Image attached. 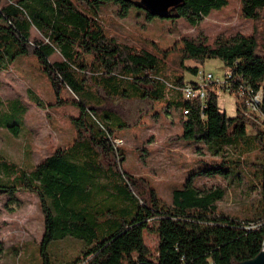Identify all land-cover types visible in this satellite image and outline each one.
<instances>
[{
    "label": "trees",
    "instance_id": "1",
    "mask_svg": "<svg viewBox=\"0 0 264 264\" xmlns=\"http://www.w3.org/2000/svg\"><path fill=\"white\" fill-rule=\"evenodd\" d=\"M138 1L92 0L89 14L72 0H8L0 7V74L33 53L57 91L67 86L77 94L75 103L82 111L75 119L78 133L73 143L41 163L25 168L0 154V189L12 196L20 190L38 195L45 216L44 247L68 237L85 243L86 249L69 264H241L254 259L264 251V158L259 153L264 151V122L263 130L251 123L257 133L249 135L250 122L241 104L237 102L236 116L229 117L214 88H207L205 107L199 100L185 101L182 88L188 82L183 74L168 80L158 55L109 35L99 6L119 5L125 13ZM228 4L229 0H185L176 13L196 26ZM240 13L254 24L250 35L219 36L213 44L207 38L184 37L178 50L183 67L186 61L195 64L185 67L192 75L217 59L232 75L233 89L248 82L259 90L264 88V0H240ZM34 31L39 36L34 37ZM55 53L61 60L52 62ZM88 56L93 65H88ZM168 93L174 97L168 101L170 107L182 115L185 110L190 113L187 120L182 118L181 138L206 142L217 158L206 171L229 174L255 167L260 198L252 218L241 222L220 213L222 189L203 191L188 180L173 192L168 205L148 177L121 173L113 142L117 130L128 124L103 109L102 101H138L159 113L155 104L166 101ZM261 111L264 115V105ZM26 113L21 103H9L6 117L13 121ZM14 127L9 128L17 135L19 128ZM117 150L124 156L121 147ZM146 233L158 238L155 250L146 244Z\"/></svg>",
    "mask_w": 264,
    "mask_h": 264
},
{
    "label": "rangeland",
    "instance_id": "2",
    "mask_svg": "<svg viewBox=\"0 0 264 264\" xmlns=\"http://www.w3.org/2000/svg\"><path fill=\"white\" fill-rule=\"evenodd\" d=\"M90 1L72 0L86 13V9L94 5ZM7 3L8 0H0V7ZM98 11L109 35L121 43L154 52L161 59L163 76L172 81L183 74L185 81L197 83L201 81L200 72L224 80L228 72L221 60L212 59L200 66L197 75L189 73L185 67L195 64L186 61L183 67L182 54L178 50L184 37L207 38L208 43L213 44L219 36L250 35L254 29V24L241 16L240 0H229L226 7L212 11L196 26L181 18H149L148 12L136 4L125 13L115 4L100 5ZM33 35L39 36L36 31ZM50 60L55 62L61 58L55 53ZM87 63L93 65V57L88 56ZM41 67L37 56L31 53L13 61L9 69L0 74V154L25 168L41 163L58 148L72 144L78 133L75 119L82 112L75 103V100L79 101L77 94L67 86H61L57 91ZM216 90L221 108L229 117H235L238 110L236 97L225 92L222 86ZM173 98L168 93L166 101L155 104L159 113L153 105L138 101H102L103 109L116 113L128 124V128L116 132L118 146L124 154L117 151L119 170L136 178L148 177L168 205L172 204L173 192L188 180L203 191L222 189L225 196L217 203L220 213L241 222L252 218L260 198V190L253 178L255 167L249 165L229 174L206 171L217 158L212 157L213 150L206 142L181 138L184 115L168 105ZM9 103L26 106V115L11 121L6 117ZM97 115L103 116L102 111ZM11 125H15L14 129L19 128L17 135L9 128ZM247 130L249 135L257 133L251 123H247ZM259 153L264 158V151ZM44 235L45 216L37 194L22 190L13 196L0 194V264H45L46 257L49 264H69L86 249L83 241L72 237L51 241L44 247ZM145 238L146 244L155 250L158 238L149 233Z\"/></svg>",
    "mask_w": 264,
    "mask_h": 264
},
{
    "label": "built area",
    "instance_id": "3",
    "mask_svg": "<svg viewBox=\"0 0 264 264\" xmlns=\"http://www.w3.org/2000/svg\"><path fill=\"white\" fill-rule=\"evenodd\" d=\"M201 81H197V86L192 82H188L182 88V95L185 101H194L199 100L203 107H205V101L208 96L207 88L217 89L219 86L224 88L225 92L230 93L236 97V101L241 104V110L244 116L250 123L257 125H262L264 122V115L261 111L262 106L264 105V88L260 87L259 90H256L250 83L243 82L237 86L236 89H233V84L229 82L232 79V75L228 74L224 80L215 79L214 75L211 73L203 74L200 72ZM219 85V86H218ZM217 92V90H216ZM190 115L188 110L184 111V120H187ZM114 148L116 151L119 142H113ZM254 226H247V229H251ZM209 264H214L210 262Z\"/></svg>",
    "mask_w": 264,
    "mask_h": 264
},
{
    "label": "water",
    "instance_id": "4",
    "mask_svg": "<svg viewBox=\"0 0 264 264\" xmlns=\"http://www.w3.org/2000/svg\"><path fill=\"white\" fill-rule=\"evenodd\" d=\"M185 0H139L136 6L145 10L151 17L161 19H178L180 15L176 13L179 6L184 4ZM7 190L0 189V194ZM241 264H264V251L254 259L245 261Z\"/></svg>",
    "mask_w": 264,
    "mask_h": 264
},
{
    "label": "crops",
    "instance_id": "5",
    "mask_svg": "<svg viewBox=\"0 0 264 264\" xmlns=\"http://www.w3.org/2000/svg\"><path fill=\"white\" fill-rule=\"evenodd\" d=\"M158 103V102H157Z\"/></svg>",
    "mask_w": 264,
    "mask_h": 264
}]
</instances>
